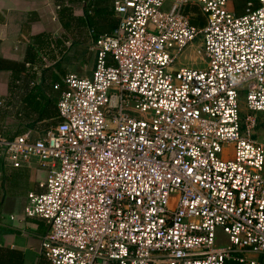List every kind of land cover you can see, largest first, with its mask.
<instances>
[{"label": "built area", "instance_id": "obj_1", "mask_svg": "<svg viewBox=\"0 0 264 264\" xmlns=\"http://www.w3.org/2000/svg\"><path fill=\"white\" fill-rule=\"evenodd\" d=\"M233 1L115 0L57 124L0 135L13 168L48 169L25 216L51 264H264V0ZM200 36L206 66L178 68Z\"/></svg>", "mask_w": 264, "mask_h": 264}, {"label": "crops", "instance_id": "obj_2", "mask_svg": "<svg viewBox=\"0 0 264 264\" xmlns=\"http://www.w3.org/2000/svg\"><path fill=\"white\" fill-rule=\"evenodd\" d=\"M58 2L0 0L1 136L22 132L30 133L32 140L44 137L57 124L65 77L92 76L95 36L112 32L116 25L112 0H102L100 10L89 11V25L74 24L66 13L62 17ZM87 2L64 0V6L69 5L72 16L85 18ZM48 114L53 117L41 118ZM23 117L27 121L21 122ZM47 176L48 169L36 161L15 169L0 156V251L23 252L24 264H40L43 257L41 241L48 226L40 218L26 217L25 207L29 193L43 191L40 184Z\"/></svg>", "mask_w": 264, "mask_h": 264}, {"label": "trees", "instance_id": "obj_3", "mask_svg": "<svg viewBox=\"0 0 264 264\" xmlns=\"http://www.w3.org/2000/svg\"><path fill=\"white\" fill-rule=\"evenodd\" d=\"M114 1L115 0H112V11H113V13H114V8H113ZM237 1H240L239 4L236 6V7H238L237 8L238 11H240L245 6L247 0H237ZM102 3H103L102 0H99V2H97V3H96V0H88L87 5H86L87 8L85 9V16L86 17L85 18H77V17L72 16L70 14L71 10L68 7L69 5L67 7H65L64 6L65 5L64 4V0H59V2H58L59 14L62 15V17H64V15L66 13L67 18L70 19L74 24H87V25H89V23L93 24V18L89 19V16H88L89 15V11L94 13L96 8L100 10V7H101ZM117 23H118V20L116 21V25L114 26V29L117 26ZM113 30H112V32H113ZM112 32L107 33V34H111ZM101 35H106V34H98V35H96L95 36V40ZM57 110H58V108H57ZM51 116L53 117V114L42 115L41 118L42 119H44L45 117L52 118ZM21 134H23V133L22 132H18L17 134H15V136H11V137L10 136H5V137H7L9 139H13L16 136H19ZM24 260H25V257H24L23 252H21V251L14 250V249H9V248L8 249H2L0 251V264H24ZM40 264H51V262H49L43 255Z\"/></svg>", "mask_w": 264, "mask_h": 264}, {"label": "rangeland", "instance_id": "obj_4", "mask_svg": "<svg viewBox=\"0 0 264 264\" xmlns=\"http://www.w3.org/2000/svg\"><path fill=\"white\" fill-rule=\"evenodd\" d=\"M240 1H233L230 4V9L234 6H237ZM202 36L198 37L195 41L192 47L188 48L177 60V67L181 68L183 66L195 68V69H203L205 65L204 60V53H203V47H202ZM198 50V51H197ZM241 109L243 111V114H246V97L242 98V104ZM258 121H259V128L257 129L258 135L257 139L262 142L264 141V114L257 113ZM27 121V119L21 118V122ZM232 155V149H227L222 154V159L226 160L229 156ZM219 237H221V234H219ZM221 246L224 245V243H219Z\"/></svg>", "mask_w": 264, "mask_h": 264}]
</instances>
